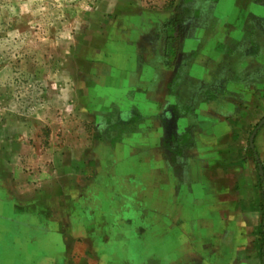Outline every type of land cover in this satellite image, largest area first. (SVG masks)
Returning <instances> with one entry per match:
<instances>
[{"label":"rangeland","instance_id":"374dc122","mask_svg":"<svg viewBox=\"0 0 264 264\" xmlns=\"http://www.w3.org/2000/svg\"><path fill=\"white\" fill-rule=\"evenodd\" d=\"M243 1L0 0V264H262L264 0ZM157 15L151 65L180 79L146 116L115 98Z\"/></svg>","mask_w":264,"mask_h":264},{"label":"crops","instance_id":"0c3cea01","mask_svg":"<svg viewBox=\"0 0 264 264\" xmlns=\"http://www.w3.org/2000/svg\"><path fill=\"white\" fill-rule=\"evenodd\" d=\"M251 0H244L243 2H247L249 4V6H244L242 7V10H252L251 9V4H250ZM241 2L238 1L236 3V6H240ZM249 10V11H250ZM166 13V12H165ZM166 16V15H165ZM165 16L162 15H157L156 19L155 18H151L148 20V24H147V29L149 28V30H151V34L146 37V35H132L130 38V40L127 41V43L129 45H127V48H129L131 50V55L133 56V68L131 70H127L129 73V78H128V82L129 85L126 89V92H123V89H120L118 91V93H116L117 98L115 99H120L121 102L123 103H119L121 107H125V106H132V105H138L139 104H144L148 103L153 107L151 109H153V111L151 113H149L148 111H145L141 108H139L140 112H142L144 115H155L156 113L158 114L161 105V102L159 100L158 97H155L154 93L152 92L153 90H151L150 88L153 89V87H160L159 90L162 89L163 92H165V96L166 97H162L163 100L165 102H168V100H172L171 96H169V84H170V80L173 77L174 71L172 70H168L166 67L163 68H159L158 66H155L154 64L151 65V61L154 60V56L157 55V46H158V40L156 39L155 35L153 33H155V29L162 25L163 23L166 22V20L168 19V17L165 18ZM190 41V40H189ZM120 43V42H119ZM126 43V44H127ZM190 42H188V40L185 42V44H188ZM118 47V46H117ZM121 47V46H119ZM183 52H187V48L182 46L181 47ZM132 56L128 57V59L130 58L132 61ZM139 59H141L142 63L139 62ZM128 68V66H127ZM171 72L172 75H170V79L168 80H158V77L160 74H162L163 72ZM131 74L136 77H138L137 79H134L135 82L137 84H134L133 78L130 77ZM192 75L193 72L191 73ZM158 80V82H157ZM126 83V82H125ZM139 83V84H138ZM128 84V83H127ZM125 85V84H124ZM140 86V88L138 86ZM140 91V92H138ZM131 92H133L131 94ZM130 95V96H129ZM123 98L126 99V101L123 100ZM170 98V99H169ZM145 102V103H144ZM160 134V132L155 133L156 136H158ZM161 136V135H160ZM160 136L157 138V140L160 139ZM156 148V147H155ZM158 148V147H157ZM38 209H35L34 211L37 212ZM43 241L46 239V237L41 238ZM50 241V240H49ZM53 264V263H52Z\"/></svg>","mask_w":264,"mask_h":264},{"label":"trees","instance_id":"16d2710c","mask_svg":"<svg viewBox=\"0 0 264 264\" xmlns=\"http://www.w3.org/2000/svg\"><path fill=\"white\" fill-rule=\"evenodd\" d=\"M184 1L187 4L188 3L194 4L196 1H201V0H184ZM203 1H210L213 3V2H217L218 0H203ZM178 12H180V11H178ZM164 26H165V29H167L170 34H174L175 32L179 31L182 27V15H181V13H177L175 16H173L171 18V20L167 24H165ZM171 38H173L174 42L179 41L178 37H171ZM179 46L180 45L174 46L171 51H169V50L167 51L168 54L166 56H168L169 65L173 64L178 59V56H179V49L178 48H179ZM177 72H178V70H177ZM179 73H176L174 75L172 83H173V81L175 82V80L180 79ZM169 91H170V88H169ZM169 110L170 111H168L166 113V115H164L166 122L171 121L173 119V116H175V114L178 113L180 109L177 106L173 105L170 107ZM188 115H190V113L187 111L184 114H180V117H185ZM192 143H193L192 142V134L189 131H185L182 133L168 132L164 145L167 147L170 146V147L174 148L178 152L177 154L180 155L182 153V151L185 148H189L192 145ZM257 164L260 165V162L258 160H257ZM261 187L264 190V178L263 177H261ZM263 199H264V192H263ZM263 230H264V228H263ZM261 257H262V264H264V233H263V239H262Z\"/></svg>","mask_w":264,"mask_h":264},{"label":"water","instance_id":"95a60500","mask_svg":"<svg viewBox=\"0 0 264 264\" xmlns=\"http://www.w3.org/2000/svg\"><path fill=\"white\" fill-rule=\"evenodd\" d=\"M252 142V147H253V141H251Z\"/></svg>","mask_w":264,"mask_h":264}]
</instances>
